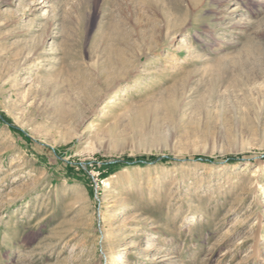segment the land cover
Listing matches in <instances>:
<instances>
[{
  "label": "rangeland",
  "instance_id": "1",
  "mask_svg": "<svg viewBox=\"0 0 264 264\" xmlns=\"http://www.w3.org/2000/svg\"><path fill=\"white\" fill-rule=\"evenodd\" d=\"M0 264H264V0H0Z\"/></svg>",
  "mask_w": 264,
  "mask_h": 264
},
{
  "label": "trees",
  "instance_id": "2",
  "mask_svg": "<svg viewBox=\"0 0 264 264\" xmlns=\"http://www.w3.org/2000/svg\"><path fill=\"white\" fill-rule=\"evenodd\" d=\"M231 159H234V158H231Z\"/></svg>",
  "mask_w": 264,
  "mask_h": 264
}]
</instances>
